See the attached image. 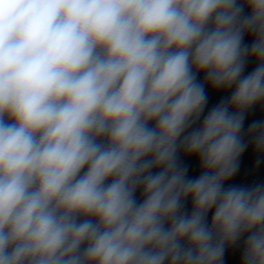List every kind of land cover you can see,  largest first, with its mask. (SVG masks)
<instances>
[{
  "label": "clouds",
  "instance_id": "1",
  "mask_svg": "<svg viewBox=\"0 0 264 264\" xmlns=\"http://www.w3.org/2000/svg\"><path fill=\"white\" fill-rule=\"evenodd\" d=\"M260 103L264 0H0V264H264Z\"/></svg>",
  "mask_w": 264,
  "mask_h": 264
}]
</instances>
